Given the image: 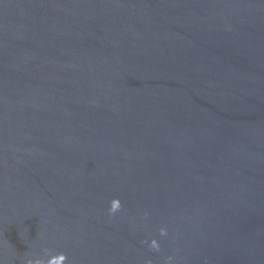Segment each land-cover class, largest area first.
Returning <instances> with one entry per match:
<instances>
[{
	"label": "water",
	"instance_id": "95a60500",
	"mask_svg": "<svg viewBox=\"0 0 264 264\" xmlns=\"http://www.w3.org/2000/svg\"><path fill=\"white\" fill-rule=\"evenodd\" d=\"M0 264H264V0H0Z\"/></svg>",
	"mask_w": 264,
	"mask_h": 264
}]
</instances>
